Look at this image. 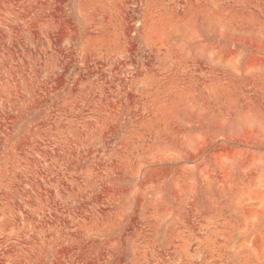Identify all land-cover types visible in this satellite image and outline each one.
I'll return each instance as SVG.
<instances>
[{
	"label": "rangeland",
	"instance_id": "1",
	"mask_svg": "<svg viewBox=\"0 0 264 264\" xmlns=\"http://www.w3.org/2000/svg\"><path fill=\"white\" fill-rule=\"evenodd\" d=\"M0 264H264V0H0Z\"/></svg>",
	"mask_w": 264,
	"mask_h": 264
}]
</instances>
